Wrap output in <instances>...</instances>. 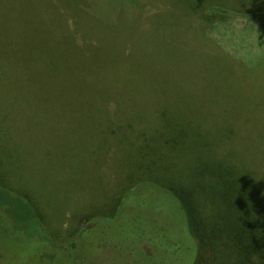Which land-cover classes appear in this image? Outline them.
Returning a JSON list of instances; mask_svg holds the SVG:
<instances>
[{"label": "rangeland", "instance_id": "1", "mask_svg": "<svg viewBox=\"0 0 264 264\" xmlns=\"http://www.w3.org/2000/svg\"><path fill=\"white\" fill-rule=\"evenodd\" d=\"M217 6L243 17L204 12ZM256 11L264 0H0V179L64 238L113 204L142 154L174 172L165 181L243 180L264 207V13L246 21ZM0 202L5 264L15 229L34 228ZM28 249L20 264H76ZM86 252L79 264H94ZM99 259L120 262L108 247Z\"/></svg>", "mask_w": 264, "mask_h": 264}, {"label": "trees", "instance_id": "2", "mask_svg": "<svg viewBox=\"0 0 264 264\" xmlns=\"http://www.w3.org/2000/svg\"><path fill=\"white\" fill-rule=\"evenodd\" d=\"M206 11L243 17L219 6L204 8ZM262 13L253 12L246 21L254 22L252 16ZM144 159L142 154L135 180L113 198V204L106 205L100 215L86 216L66 238L52 232L33 203L0 179V195L20 205V216H15L20 219L15 220L22 218L25 227L34 228V232L23 228L13 231L19 241L13 238L16 248L7 255L5 264H20L28 255V247H34L41 256L49 248H58L76 264L82 262V255L87 258L86 251L94 264H104L99 259L104 247L119 257L117 264H264V207L252 197L250 186L244 188L243 180L225 177L208 189L183 185L175 177L165 181L163 176L174 172L167 169L155 173L143 164ZM207 173V169L202 171L203 176ZM218 173L227 174L223 170ZM162 207L175 212L172 227L165 221ZM10 223L17 225L13 218Z\"/></svg>", "mask_w": 264, "mask_h": 264}]
</instances>
